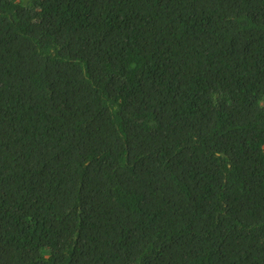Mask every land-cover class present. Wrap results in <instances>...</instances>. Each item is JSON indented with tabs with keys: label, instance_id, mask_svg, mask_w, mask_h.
Returning <instances> with one entry per match:
<instances>
[{
	"label": "trees",
	"instance_id": "16d2710c",
	"mask_svg": "<svg viewBox=\"0 0 264 264\" xmlns=\"http://www.w3.org/2000/svg\"><path fill=\"white\" fill-rule=\"evenodd\" d=\"M0 264H264V0H0Z\"/></svg>",
	"mask_w": 264,
	"mask_h": 264
}]
</instances>
